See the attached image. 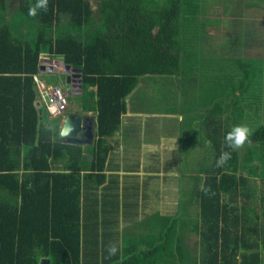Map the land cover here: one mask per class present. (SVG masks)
<instances>
[{"label": "trees", "instance_id": "1", "mask_svg": "<svg viewBox=\"0 0 264 264\" xmlns=\"http://www.w3.org/2000/svg\"><path fill=\"white\" fill-rule=\"evenodd\" d=\"M7 1L0 0V264H264V224L251 185V178L264 179V58L243 52L264 22L252 14L239 40L232 28L236 49L215 58L207 78L210 59L198 43L211 25V34L223 27L205 17L207 0H98L96 12L91 0H49L48 11L34 17L28 8L36 0H20L11 16ZM42 53L82 71L85 97L94 99L83 109L97 113L89 149L63 143L59 124L37 105ZM144 76L177 77L179 84L199 77L212 95L227 87L226 97L212 96L206 115L215 159L195 192L199 209L162 217L155 234L142 230L150 224L138 221L137 197L125 194L121 203L118 176L99 193L108 140ZM252 108L260 120L252 143L232 151L224 137ZM222 151L231 159L218 168ZM189 231L199 238V256L187 248ZM110 242L120 246L111 258Z\"/></svg>", "mask_w": 264, "mask_h": 264}, {"label": "crops", "instance_id": "2", "mask_svg": "<svg viewBox=\"0 0 264 264\" xmlns=\"http://www.w3.org/2000/svg\"><path fill=\"white\" fill-rule=\"evenodd\" d=\"M42 54L40 59L50 58V56ZM61 63L64 68L66 65L63 60ZM48 64L45 68L40 61L38 75L42 79L45 78L44 76L49 78L53 75L56 78L58 75L55 71L58 66L49 61ZM51 73H57V75ZM59 77L63 78L62 75ZM65 80L67 81V76H65ZM71 81L73 80L71 79ZM177 83L179 85V82ZM81 85L79 88L84 89V86L81 87ZM139 86L140 82L126 99L127 111L122 116L119 132L108 140L111 150L105 168L107 177L105 184L100 187L99 193L102 196L104 186L112 178L110 176H118L117 183L120 188L121 203H123L122 198L125 194L137 197L138 221L150 224L142 230L144 233L153 232L155 234L159 219L162 217H177L185 205L189 215L199 209V205L194 203L195 192L198 186H203L207 177L206 171L212 168L215 157L212 155L210 141L206 138L209 128L205 127L207 114L203 112V107L198 110H188V101L183 100L181 93L180 97H170L167 92L166 95L161 94L163 106L160 110L162 111H152L143 104L139 106L132 103V99L135 100L139 91ZM179 89L181 88L179 87ZM187 97L193 96L187 93ZM197 97L201 96L198 94ZM77 98L78 102L71 104L67 112L58 117L61 119L57 118L60 121L57 122L59 130L61 131L68 114L91 116L94 118L95 142L97 113L83 109L85 105L92 106L94 99L85 97L84 91ZM40 104L42 102L38 96L37 105ZM42 107H44L43 104ZM50 119L56 118L50 117ZM188 119H192L194 122L191 126L187 123ZM183 129L192 130L189 133L192 140L188 149L190 154L185 157L186 159L181 160L182 158L178 157L176 153L181 148L182 140L177 142L176 138L179 134L186 136ZM198 138H202L201 141L198 142ZM89 156L92 155H88V160ZM92 161L93 156L89 162ZM192 173L194 176L190 178ZM186 199L187 203L182 205ZM129 211L134 212L135 208L131 207ZM135 229L131 227V230ZM185 235L190 236V231ZM193 236L197 238L196 234Z\"/></svg>", "mask_w": 264, "mask_h": 264}, {"label": "rangeland", "instance_id": "3", "mask_svg": "<svg viewBox=\"0 0 264 264\" xmlns=\"http://www.w3.org/2000/svg\"><path fill=\"white\" fill-rule=\"evenodd\" d=\"M207 7H206V14L205 17H208L214 21H220L222 22L223 26L222 28H217L213 34H211V28L213 25H211L210 28H207L208 31L205 32V37L203 38L202 42H199V46L201 47L202 50V57H206V59H210L208 63V69H214L217 64L214 62L215 58L217 57H222V55L228 54L231 51H234L236 48L234 45H236V42L233 44L230 39L234 38L235 34L232 28H237L238 33H240L238 40L240 37H242V32L244 28V24L247 22V19L250 20L252 14L254 17L257 19H260L264 22V0H207ZM92 4V9L93 11L96 12L98 8V0H91ZM20 5V0H8L7 1V14L11 16V14L14 13V10L18 8ZM251 13V15H248ZM247 14V15H246ZM244 22V24H243ZM225 25V26H224ZM228 25V27H226ZM256 26V25H255ZM252 29V28H251ZM227 30V31H224ZM252 39L248 41L247 44V50L245 47H243V52L246 55H249L250 57H256L262 59L264 58V26H260L259 29H257V26L255 29H252ZM216 33V35H215ZM220 35V36H217ZM235 35V36H234ZM202 37V36H201ZM236 38V37H235ZM240 43V42H239ZM208 45V46H207ZM240 48L241 46L238 45ZM241 49V50H242ZM208 52V53H207ZM227 52V53H226ZM223 53V54H222ZM42 55H48L43 53ZM46 57V56H43ZM52 63L53 65L56 64L58 66V75L57 73H51L54 75H57L56 78L50 76L47 78L44 76L43 78L47 80V82L52 83V84H58L60 85L64 91L66 92L67 96V101H68V108L66 109L65 112L70 108L71 104L78 102V98L81 96V92L84 91L83 88H79L80 84L78 82V73L74 72L75 76V81H71L67 83L65 80V70L63 68V65L61 63V59L59 57H50V58H42L40 61L42 62V65L47 67L48 61ZM264 62V61H263ZM41 65V66H42ZM65 67V66H64ZM261 67H264L261 65ZM205 71V73L202 76H210V72ZM207 72V73H206ZM47 73V71H46ZM215 74V73H214ZM59 75H62L63 78H60ZM52 78V79H51ZM197 78L194 79H182L181 84L178 85V78L174 77H161V76H144L142 77L140 81V86H139V91L135 96V100L132 99V103L134 105H139L140 104L144 105L147 109L152 110V111H162L160 110L161 107L163 106L162 102V95H166V93H169L170 97H180V93L182 95L183 100L188 101V110H198L199 108L203 107V112L207 114V117L209 114L212 112V108L215 105V100L214 97L212 96H219V97H226L227 93L225 91L227 90V87H225L224 84L221 89L217 90L215 94L212 95V87H205L203 88L202 85L205 86L204 80H200ZM207 78H209L207 76ZM73 79V78H72ZM223 77H221V82L224 83L225 81ZM186 81V83H185ZM179 87L181 89H179ZM223 91V92H222ZM198 92L200 93L201 97L198 96ZM187 93H190L191 96L193 97H187ZM210 93V94H209ZM189 95V94H188ZM196 95V97H195ZM245 100V99H244ZM191 105V106H190ZM254 109V108H252ZM213 113V112H212ZM219 114V113H217ZM251 116L248 115L247 118L244 120V124L248 126L249 128L253 129L258 125L259 123V118H257L256 114L258 112L254 109V111L248 112ZM264 114V113H263ZM50 115L47 112V120L49 121H55L52 123L60 122L58 119L61 118H56L51 120ZM188 125L191 126L194 122L192 119H188L187 121ZM192 130H187L183 129V132L186 134H179L177 136V142L182 140L181 143V148L177 151V156L181 157L183 160L185 157H187L190 154V142L192 138L190 137L189 133ZM189 136V138H188ZM202 139V138H201ZM200 138H198V142L201 141ZM92 145H88L87 149H89ZM198 153V152H197ZM215 157V150L212 154ZM90 157V156H89ZM92 157V156H91ZM207 157V154H206ZM208 158V157H207ZM186 159V158H185ZM257 165L262 166L263 164L261 161H256L255 162ZM194 176V173H192L189 177L192 178ZM196 180V178H195ZM251 185L257 189V201L255 202V205H257L258 213L262 216H264V204L262 203V198L264 197V179L262 178H257L253 179L251 178ZM187 199L182 202V205L187 203ZM186 208V205H185ZM261 216V224H264V218ZM146 224V222H145ZM190 236L185 235L186 238V245L188 250L191 253H194V255L197 254L199 256V248H198V241L199 238H194L192 231L190 232Z\"/></svg>", "mask_w": 264, "mask_h": 264}, {"label": "clouds", "instance_id": "4", "mask_svg": "<svg viewBox=\"0 0 264 264\" xmlns=\"http://www.w3.org/2000/svg\"><path fill=\"white\" fill-rule=\"evenodd\" d=\"M49 0H36L34 4H30L28 8L29 16H36L39 11H48ZM70 130H65L63 133L67 135ZM254 135L251 128L246 125L234 126L224 137L225 145L232 151H238L243 149L246 145L252 143V136ZM231 159V152L222 151L219 158L216 161V167H224ZM210 189H205L207 193ZM108 257L116 256L120 252V246L118 243L110 242L107 246Z\"/></svg>", "mask_w": 264, "mask_h": 264}, {"label": "water", "instance_id": "5", "mask_svg": "<svg viewBox=\"0 0 264 264\" xmlns=\"http://www.w3.org/2000/svg\"><path fill=\"white\" fill-rule=\"evenodd\" d=\"M63 60V57H60ZM43 69V67H42ZM41 69V70H42ZM65 74H67V83L72 79L75 81L74 72L78 73V82L82 84V71L73 69L71 66L64 67ZM58 71V69H55ZM83 85H81L82 87ZM65 130H70L67 135L63 133ZM60 137L63 143L76 144L82 146L92 145L94 142V118L91 116H81L77 114H68L65 117L63 126L60 131ZM92 157H89V160ZM41 264H50L49 259H43Z\"/></svg>", "mask_w": 264, "mask_h": 264}, {"label": "built area", "instance_id": "6", "mask_svg": "<svg viewBox=\"0 0 264 264\" xmlns=\"http://www.w3.org/2000/svg\"><path fill=\"white\" fill-rule=\"evenodd\" d=\"M35 87L38 96L48 114L53 118L62 116L68 108L66 92L60 85L52 84L42 79L39 75L34 76Z\"/></svg>", "mask_w": 264, "mask_h": 264}, {"label": "bare ground", "instance_id": "7", "mask_svg": "<svg viewBox=\"0 0 264 264\" xmlns=\"http://www.w3.org/2000/svg\"><path fill=\"white\" fill-rule=\"evenodd\" d=\"M34 33V32H33ZM101 34V33H100ZM114 36V35H113ZM101 39V38H100ZM208 46V45H207ZM208 53V52H207ZM181 135V134H180ZM232 177V176H231ZM233 178V177H232ZM230 194V193H229ZM200 219V218H199ZM177 227V226H176Z\"/></svg>", "mask_w": 264, "mask_h": 264}, {"label": "flooded vegetation", "instance_id": "8", "mask_svg": "<svg viewBox=\"0 0 264 264\" xmlns=\"http://www.w3.org/2000/svg\"><path fill=\"white\" fill-rule=\"evenodd\" d=\"M46 68V67H45Z\"/></svg>", "mask_w": 264, "mask_h": 264}]
</instances>
